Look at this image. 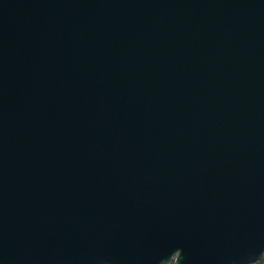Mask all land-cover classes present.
<instances>
[{"label": "water", "instance_id": "obj_1", "mask_svg": "<svg viewBox=\"0 0 264 264\" xmlns=\"http://www.w3.org/2000/svg\"><path fill=\"white\" fill-rule=\"evenodd\" d=\"M264 255V0H0V264Z\"/></svg>", "mask_w": 264, "mask_h": 264}, {"label": "rangeland", "instance_id": "obj_2", "mask_svg": "<svg viewBox=\"0 0 264 264\" xmlns=\"http://www.w3.org/2000/svg\"><path fill=\"white\" fill-rule=\"evenodd\" d=\"M251 264H264V255H263V257L260 260L254 262V263H251Z\"/></svg>", "mask_w": 264, "mask_h": 264}, {"label": "flooded vegetation", "instance_id": "obj_3", "mask_svg": "<svg viewBox=\"0 0 264 264\" xmlns=\"http://www.w3.org/2000/svg\"><path fill=\"white\" fill-rule=\"evenodd\" d=\"M166 264H169V263H166ZM170 264H172V263L170 262Z\"/></svg>", "mask_w": 264, "mask_h": 264}]
</instances>
